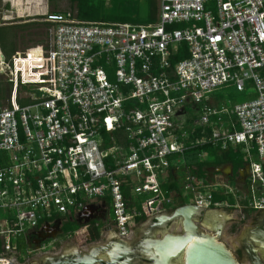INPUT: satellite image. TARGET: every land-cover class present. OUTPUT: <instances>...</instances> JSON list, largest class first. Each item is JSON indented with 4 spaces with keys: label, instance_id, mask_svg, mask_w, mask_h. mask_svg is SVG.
<instances>
[{
    "label": "built area",
    "instance_id": "built-area-1",
    "mask_svg": "<svg viewBox=\"0 0 264 264\" xmlns=\"http://www.w3.org/2000/svg\"><path fill=\"white\" fill-rule=\"evenodd\" d=\"M158 2L152 23L48 12L46 43L9 61L0 45V74L10 83L0 94V264H40L55 246L36 247L34 231L94 201L112 206L127 236L144 216L133 192L147 195V216L179 196L162 188L171 170L189 203L230 206L213 199L232 194L236 207L264 209V0ZM183 42L189 56L172 64ZM231 86L252 89L249 99L217 97ZM197 128V144L241 147L242 182L221 169L191 172L186 151Z\"/></svg>",
    "mask_w": 264,
    "mask_h": 264
},
{
    "label": "flooded vegetation",
    "instance_id": "flooded-vegetation-1",
    "mask_svg": "<svg viewBox=\"0 0 264 264\" xmlns=\"http://www.w3.org/2000/svg\"><path fill=\"white\" fill-rule=\"evenodd\" d=\"M246 175L247 174L243 172L240 173V175L238 173L236 176H232V172H230L227 178L234 181L238 179L242 182ZM178 197L180 196H177L172 200L174 206L167 209L165 207V210L162 213L142 216L135 220L130 227L127 236L121 235L119 229L116 227L112 206L108 203L96 205L91 216L87 215L82 221L75 218L71 220L72 224L78 225L81 229L86 228L87 230V234L84 237L85 240L82 242L81 246L71 247L66 245V247L58 254L47 255L44 258L43 263L66 264V262H68L67 264H72L78 262V259L81 258L84 253H89L94 250V248L101 249L103 247L109 248L110 246H114L113 248H115L117 244H127L128 247H126L125 250H121L124 257L116 264H156L154 260L149 259L145 251V249L148 248L149 243H151V239L164 238L169 233L174 235L205 233L217 237L218 241L223 242L240 264L244 257L248 260L249 264H258L253 260L250 251V243H254L252 237L256 235L255 233L260 225V220L264 218V209L257 211L248 205H243L239 218L229 219L227 218V210L233 209H227V206H220L218 208L197 207L196 212L192 216V222L196 225L197 229L193 231H187L184 229L183 218L168 220L158 224V218L164 213L173 214L177 208L186 204H193L188 201L182 203ZM231 207L235 208V206ZM223 213L226 215L224 216ZM172 224L180 226V229H171ZM243 224H246L245 235H242V233H244V227H242ZM43 232L44 231L40 229L39 233ZM68 233L71 232H67L64 229H57L54 234L49 236L47 234H38L36 237L32 238V241L37 244H43L52 238H57L59 235H65ZM92 233H99V235L96 238H91ZM224 233H241L236 239L238 245H236L234 249L222 240ZM74 236H76V234H69L67 236V242H70ZM183 255V253H179L172 258L169 264H185ZM102 258L109 259L107 254H104ZM262 260V263L264 264V257H262Z\"/></svg>",
    "mask_w": 264,
    "mask_h": 264
},
{
    "label": "trees",
    "instance_id": "trees-1",
    "mask_svg": "<svg viewBox=\"0 0 264 264\" xmlns=\"http://www.w3.org/2000/svg\"><path fill=\"white\" fill-rule=\"evenodd\" d=\"M14 6H17L21 11H29L28 14H33L36 4L33 2L35 0H11ZM64 0H49V4L54 7L57 3ZM72 3L74 8L73 15L81 21H103V22H131V23H152L157 21L159 12V2L158 0H144L145 10L142 9L140 0H67ZM53 12H64V11H53ZM45 15H40L42 17ZM42 26L46 28V31L41 34V37L35 40V44L28 47H35L46 43L49 39V28L51 23L41 22V23H24V24H14V25H0V45L7 58L11 60L13 55L19 49L17 48V38L18 33L27 31L31 26ZM181 27V25H173V27ZM43 36V37H42ZM27 47V48H28ZM181 50L176 56L171 58L172 64L177 63L179 60L189 56L187 51V44L185 42L180 44ZM10 88V83H8L5 78L0 74V94L4 97ZM224 89V88H223ZM222 90V89H221ZM218 98L223 99L222 92H216ZM202 128H197L195 134L191 137V144L193 145L190 149L186 151V158L191 167V172L198 176H204L208 172L216 171L221 169L226 165H230L232 168V176H236L241 169H245L247 166V161L244 159V154L241 147L230 146L227 149H222L221 146H214L213 143H198L197 139L202 137ZM106 137H110V133H106ZM190 141V140H189ZM201 152H206L210 156V159L203 160L196 155ZM195 155L189 158L190 155ZM182 178L176 176V173L171 170L170 176L164 180L162 188L164 192L169 195L172 191H177L181 198V202L185 201L182 199ZM125 194L128 195V191L124 190ZM232 194H227L226 197L218 193L214 194L213 206L215 202L225 201ZM234 198V196H233ZM231 206L236 203L234 199L229 201ZM70 225V223H68ZM64 228L65 231L69 232V226ZM78 228V227H77ZM77 228L73 231L78 230ZM90 230V229H89ZM99 233H92L91 238H96Z\"/></svg>",
    "mask_w": 264,
    "mask_h": 264
},
{
    "label": "water",
    "instance_id": "water-1",
    "mask_svg": "<svg viewBox=\"0 0 264 264\" xmlns=\"http://www.w3.org/2000/svg\"><path fill=\"white\" fill-rule=\"evenodd\" d=\"M197 207L201 206L186 204L177 208L173 214L164 213L158 218V224L168 220L183 218L185 230H196V225L192 222V216L196 212ZM223 215L225 216L226 214L223 213ZM255 234L252 237L254 243H250V251L253 260L258 264H263L262 257L258 253L259 249H257L255 244L264 248V218L260 220V225ZM150 242L145 251L149 259L154 260L156 264H169L172 258L179 253L184 254L185 264H240L223 242L218 241L217 237L205 233H185V235L169 233L164 238L151 239ZM69 246L76 247L74 245ZM113 247L94 248L91 252L84 253L78 259V262L72 264H116L124 257L121 250H125L128 245L117 244L115 248ZM104 254H107L109 259L102 258ZM45 257H41V264H44L43 260ZM8 264L14 263L11 261Z\"/></svg>",
    "mask_w": 264,
    "mask_h": 264
},
{
    "label": "rangeland",
    "instance_id": "rangeland-1",
    "mask_svg": "<svg viewBox=\"0 0 264 264\" xmlns=\"http://www.w3.org/2000/svg\"><path fill=\"white\" fill-rule=\"evenodd\" d=\"M141 2V6L142 9L145 10V1L144 0H140ZM35 5V7H33L34 11H37V8L43 7V12L42 13H37V14H28L30 13L29 11H21V9H19L17 6H14L13 2L11 0H0V25H14V24H24V23H41L44 22V16L39 17L40 15H45L48 12H53V11H73L74 8L72 6V3L64 0V1H60L57 3V6L54 7L53 5L49 4V0H35L33 2ZM25 13V14H24ZM46 31V28L42 27V26H31L28 28L27 31L24 32H19L18 33V38H17V48L19 50H25L28 46L35 44V40L39 39L41 37V34L39 33H43ZM43 37V36H42ZM218 92H222V95L224 96L223 98L225 99L226 103L228 105L234 104V103H241L244 102L246 100L249 99V94H251L252 89L247 88L245 91H237L234 87H228V88H224ZM193 155H190L189 158H192ZM198 157V154L196 155ZM229 165H226L222 168L221 171V177L222 178H227V176L230 174V170H229ZM213 172V171H212ZM210 172V173H212ZM213 174V173H212ZM228 180V179H227ZM183 194V193H182ZM147 195H141V194H137L135 192L132 193V198L135 199V201H137L136 204V209L138 211H140L141 213L144 214V216L147 215V207L145 204L144 199L146 198ZM226 197V195H223ZM179 198V197H178ZM180 202H181V198ZM185 202L189 201L191 198L189 195H187L186 193L183 194V198H182ZM231 199H234L235 203H236V199L233 198V195H231V197L227 198V201L229 202ZM242 205V204H241ZM172 206H174V203H168L166 205V209L167 208H171ZM227 209H233V210H227L228 211V215L227 218L229 219H233V218H239V215L241 214V210H242V206L240 207H231L227 206ZM68 229H71L68 234L65 235H59L57 238H52L51 240H49L48 242H52L51 245H49L48 247H46V249H51L52 246H56L54 249H51L49 252V255H55L56 253L58 254L59 252H61L66 245H74L76 247H80L82 242H84L85 240V236L83 234L82 231H80L81 228H79L78 225L72 224L70 223V225H68ZM177 226V227H176ZM245 226L246 224H243L242 227L243 228V232L242 235H245ZM79 229H78V228ZM77 228L78 230H76L75 232L73 231V229ZM180 229V226L176 225V224H172L171 229ZM239 228V227H238ZM73 232V233H72ZM69 234H76V236H74L70 242H67L68 238L67 236ZM241 233H224L222 236V240L227 243L232 249H234L236 247V245H238L237 242V237L240 235ZM82 237V238H81ZM46 242V243H48ZM255 246L257 247L258 253L261 257H264V248H261L260 246H258L257 244H255ZM24 250H26V245H23ZM24 255H25V251H24ZM19 262V260H18ZM241 264H249L248 260L244 257L241 260Z\"/></svg>",
    "mask_w": 264,
    "mask_h": 264
},
{
    "label": "crops",
    "instance_id": "crops-1",
    "mask_svg": "<svg viewBox=\"0 0 264 264\" xmlns=\"http://www.w3.org/2000/svg\"><path fill=\"white\" fill-rule=\"evenodd\" d=\"M229 170H230V172H232V168H231V166L229 165ZM246 168H247V166H246ZM246 168L245 169H241L240 171H239V173H246L247 174V170H246ZM221 171H222V168H221ZM221 171H220V173H221ZM104 202H102V201H94V202H92V203H89L84 209H81V210H79V211H77V212H74L72 215H70V216H67V217H56L55 219H53L52 221H49V222H46V223H44V224H42L39 228L42 230V231H44L43 233H39V231H40V229L39 228H37L35 231H34V233H33V237H36L38 234H42V235H52V234H54L55 233V231L57 230V229H64L67 225H68V223H71V220L73 219V218H75V219H79V220H84L85 219V217L88 215V216H91L92 214H93V212H94V208L96 207V205H102ZM80 231H82L83 232V234H84V236L87 234L86 232H87V230H86V228H82V229H80ZM82 238V237H81ZM34 243V242H33ZM34 245L37 247V246H39V245H41L40 243H34ZM40 264L42 263L41 262V259H40Z\"/></svg>",
    "mask_w": 264,
    "mask_h": 264
},
{
    "label": "bare ground",
    "instance_id": "bare-ground-1",
    "mask_svg": "<svg viewBox=\"0 0 264 264\" xmlns=\"http://www.w3.org/2000/svg\"><path fill=\"white\" fill-rule=\"evenodd\" d=\"M43 9H44V6L43 7H40L37 8V11H34L35 13L34 14H37V13H42L43 12ZM25 14V13H24Z\"/></svg>",
    "mask_w": 264,
    "mask_h": 264
}]
</instances>
